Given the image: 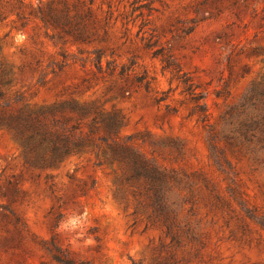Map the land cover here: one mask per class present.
<instances>
[{
	"label": "rangeland",
	"instance_id": "rangeland-1",
	"mask_svg": "<svg viewBox=\"0 0 264 264\" xmlns=\"http://www.w3.org/2000/svg\"><path fill=\"white\" fill-rule=\"evenodd\" d=\"M62 1L0 0L7 111L74 100L120 113L114 139L162 175L132 177L92 152L40 168L0 127V264H64L61 253L77 264H264V126L250 149L224 137L264 114V96L238 110L252 85L264 89V0H94L84 41L30 14ZM66 1L72 16L88 10ZM71 217L78 226L61 228Z\"/></svg>",
	"mask_w": 264,
	"mask_h": 264
},
{
	"label": "trees",
	"instance_id": "trees-1",
	"mask_svg": "<svg viewBox=\"0 0 264 264\" xmlns=\"http://www.w3.org/2000/svg\"><path fill=\"white\" fill-rule=\"evenodd\" d=\"M85 1L89 5L84 15L78 11L76 5H73L76 9L75 15H70L71 6L66 0L62 1L63 7L59 10L50 8L45 13L37 6L30 14H35L44 23L60 25L66 32L73 34L76 40L84 41L89 35L84 30L83 22L92 16L94 4V0ZM96 56V66L101 69L103 54L100 49H97ZM0 70V127L14 132L23 147L26 161L31 165L47 169L74 154L92 152L98 157V164L127 163L132 169V177L147 176L152 180L161 177L159 168L143 158L141 153L114 139L124 121V116L120 113H102L96 105L79 104L74 100L39 109L26 108L9 112L2 89V85L9 84V72L2 65ZM259 96H264V89L260 90L256 85H252L238 108L239 112L245 113V107L254 104ZM2 99L4 101H1ZM66 110L71 113H65ZM198 110L204 113L202 120H208L209 112L204 103L198 104ZM227 113H232V109ZM258 125L264 126V114L260 118H246L236 129L225 133L224 137L237 148L250 149L257 137L254 128ZM261 139H264V135ZM103 143L106 145L103 146ZM54 258L64 264H77L64 253L54 254Z\"/></svg>",
	"mask_w": 264,
	"mask_h": 264
},
{
	"label": "clouds",
	"instance_id": "clouds-1",
	"mask_svg": "<svg viewBox=\"0 0 264 264\" xmlns=\"http://www.w3.org/2000/svg\"><path fill=\"white\" fill-rule=\"evenodd\" d=\"M79 217H71L68 219V221L65 223V222H62L61 223V228H68L69 226L71 228H76L79 224Z\"/></svg>",
	"mask_w": 264,
	"mask_h": 264
}]
</instances>
